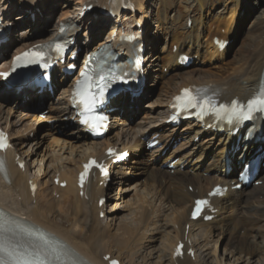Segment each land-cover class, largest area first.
Returning <instances> with one entry per match:
<instances>
[{
    "label": "bare ground",
    "instance_id": "1",
    "mask_svg": "<svg viewBox=\"0 0 264 264\" xmlns=\"http://www.w3.org/2000/svg\"><path fill=\"white\" fill-rule=\"evenodd\" d=\"M4 1L6 6L4 9H1L0 7V11L3 12L2 16L7 22L13 23V20H15L13 18V14L16 12L15 10L22 8V6L27 8L24 11H20L18 16L20 20L24 22L28 20L29 22L26 21L25 23L28 24L29 27L37 28L35 25H44V22H47L48 20V17H43V14L48 13V11L40 10L38 12L35 7V3H37L35 0V3L33 0ZM129 1L134 4L135 10L122 12L120 15L121 19H116V23L114 22L115 25L112 26V28L110 27L111 34L109 33V40L106 42L115 45L114 52L116 51L119 54H121V52L118 51L123 48L116 45L119 43V36H117V33L123 30L133 32L134 29L137 28V23L143 24L142 21H144V24L147 26L148 22L143 0ZM232 1L238 6V8L240 7L239 9L243 6H252L249 10L262 13L257 17V23L253 26V30L251 31V34L254 33L256 35H253L248 40L250 48L247 45V47L244 48H249L247 49V52L240 54L239 57L235 58L226 68L218 67L217 70L221 73L220 75L199 70L188 73L189 75H182L180 71H182L183 68L178 65V62L181 55L188 54L190 56L195 54V57L197 56L198 59L203 57L204 59L221 62L228 58L232 50V45L223 52H219L220 47L215 46L213 39L215 37L225 41L235 39V32L232 30L235 19H232V16L229 18L216 17L215 19H212L213 21L210 25L211 27L214 26V29L211 28L207 31L206 19L208 18L205 16V12H207L205 11L206 7L211 5L212 2L223 3L224 0H193L190 7H195L197 13H195L194 18L192 19L191 28L184 27L181 32H172L169 37L171 42L170 48L166 49V51L156 50V46H154L151 36L147 34L143 29V26L137 31H134L135 33H142L143 38L141 43L146 44V60L148 61L146 68L147 80L148 77L150 79H157L158 77L163 78V75L161 74L155 76L162 67H167L169 71L174 72V75L170 76L171 78L168 79V84L171 87H168L170 93L167 94V96L170 95L169 99H171V96L176 94L181 87H187L192 84H205L209 86L221 101H230L235 97L245 100L258 90L262 78L264 77V10L262 11L264 7L259 8V6H263L264 1L260 0L257 6L255 5L256 3H248L249 0ZM17 2H20L19 8H16L17 6H15ZM76 2V6H81L83 11H81V13L79 12L78 15L74 17L67 18L69 15L66 18L63 17L64 19L59 20V24L64 23L66 25H74L77 29H81V27L84 26L83 21L87 20L88 24H92V27L87 28V32L84 35L86 41L83 45L91 47L92 41L95 40V35L99 34L101 29L105 26L109 25L108 19L104 17V14L101 11H103L105 7L110 10L112 8V0H77ZM131 13L134 14L133 17H135V20L131 23L134 25H130V28H128L127 25L129 24L126 25L124 22L129 23L133 20L129 17ZM193 13L194 12L192 11V14ZM97 18L103 22L101 24L94 22ZM178 18H184L181 10L179 11ZM163 20V16L159 17L161 23ZM186 21L187 24L189 19ZM59 24L56 26V31L50 36L18 45L15 48V54L34 46L35 44L48 41L58 33L60 29ZM118 24H120V26ZM93 27L95 29L94 31ZM222 28H225L224 34H221ZM22 36L23 35H20V37ZM24 36L26 37V34ZM9 38V42L0 47V62H2L4 67V70L1 69L2 71H6L12 61L6 60V57H9L8 48L12 43L17 42H14L11 35ZM80 38L81 37L79 36L76 37L78 45ZM96 44L100 43L96 42ZM203 44H206V52L208 53L205 57L203 55ZM174 46L177 48L176 52L172 51ZM130 48L131 47L128 45L127 52L130 51ZM149 50L151 51V56H148ZM122 60L123 58H120V61ZM197 76L199 79H196ZM223 76H226L225 80ZM178 78L181 80L179 79V81H177L178 83H176L175 81ZM63 80L58 82L56 80V92L58 91L57 96L59 97L60 95L61 97L51 99L52 103L48 108L49 111L47 113L52 115L50 118H62L63 116L69 119L74 118V113L70 108L69 103L70 91L67 89L70 85H65ZM154 85L155 82L151 83L150 86L148 84L149 87H153ZM12 93L13 91L9 90L7 86H0V105L14 104L27 111V109H30V105L34 99H40L38 90H33V88L29 86H24V91H22L19 100L18 98L13 97ZM145 93L146 90H144L143 95L139 99L132 97L129 93H125L118 98V101L113 102L111 107H115L117 110L114 114L113 125L111 128L115 127L117 121L121 119L122 114L125 113L126 110L133 111L135 106L141 103ZM43 96L51 97L48 92H46V94L44 93ZM132 102L134 104H132ZM169 107L170 105L167 104V115H169ZM131 108L132 110H130ZM0 119L2 120L0 121V127H4L8 130L14 146V151L8 154V159L10 161V183L0 177V207L22 217L11 225L8 230L0 227V236H8V238L16 239L9 242V246H13L16 249L22 247V251L33 253L39 251L50 259L61 256V258H65L69 264H108L103 260L107 255L119 259L122 264H143L146 260V254L143 255V253L151 248V245L157 240L156 236L161 233L157 226L158 223L155 220L161 208H156V206L147 199V196L149 195H153L152 198L154 197L155 200L159 199L161 206L167 204H174L175 206V212L169 222L173 226L178 227L176 231H172V237H166V246L164 248L169 251V257L166 260L167 264H200L201 255H199V252L203 251V249L209 245V240L212 237L213 232L217 229V226H215L217 223H223L224 226L231 228V231L234 234V241L232 244L234 246L236 244L241 247L243 251H246L247 247L250 246L248 237L254 235L259 224L264 220V158L261 161L260 175L255 181H261V185L252 186L249 189H243L241 191L231 190L232 181L236 180L235 177L237 170L242 166L243 160L247 161L248 159L257 156V154L249 153V149L253 148L258 150L261 148L262 152H264V141L256 142L253 140L251 143H246V141L243 140L241 143L237 144L235 139H232L229 136V133L236 127L228 128L226 133L220 134L215 131L205 132V130L202 129L204 126L188 122L183 125L184 129L182 130H172L169 133H166L165 131L160 132L161 129L158 128L152 136L148 133L131 144L122 145L121 152L130 151L132 156L139 158L142 155L144 146H146V142H148L151 137H157V139L162 142V148L153 151L151 159L155 163H160V166H155L156 168L153 170V179L151 183L146 185V187H143L146 194L143 196L141 195L136 199V206L132 212L134 215L131 219L132 222L128 223L129 221H127V219H120L114 233H111V230H114L115 228L114 219H116L118 215L115 213L117 209L112 208L108 202H106L105 206L100 209L98 208V202L100 198L106 195L107 189L105 188L110 186V183L113 181V176H124L122 168L115 167L116 170H114V174L111 177L112 180L110 179L107 186L104 184L100 187V182L104 181L101 179L91 182L86 188V196L89 197L88 200L86 199V196L84 198L79 196L80 191L77 188L76 176L78 165L89 155L102 156L105 147L118 145V143H115L114 138H112L111 141H108V138L104 139L97 144L89 140L83 133L81 127L73 122L68 135H70V138L73 137L82 141L79 148L83 153L71 161V168H68L67 166L64 168L62 167V169L54 168L53 174L51 175V183L49 184V187H46L47 183L42 185L41 181L38 180V177L30 178V175L27 172L30 164L27 165L25 173L17 167L15 157H19L20 162H25L24 156H26V152L19 151V149L22 150L24 147V141L22 139L20 141L14 140V138H19V134H15L11 125H8V119H3L1 117ZM211 123L212 122H208L205 127ZM255 133L256 132H253L252 134L255 135ZM14 134L16 137H14ZM178 139H180V141L188 140V144L172 151L171 149L173 145L171 144L173 143H171V141H177ZM187 145H190V151L188 154L183 155L181 150ZM82 146L84 149L81 148ZM237 147L242 150L243 155L242 158L239 159L234 155V151ZM226 155L230 161L229 165H231L233 169L230 173L227 172L228 163L225 158ZM175 158H177L178 161L174 164V173L171 174V169L168 167L165 168V166L169 165L175 160ZM132 164H139V161L134 160ZM128 168L131 169L132 166H128ZM186 168L189 171H186ZM40 171L41 170H39V172ZM47 173L48 172L44 173V179L50 175ZM56 173L61 175V180H66L67 187L65 189H61L54 185L53 179ZM29 180L38 186V191L35 196H33V193L30 191L28 185ZM216 184H223L230 189L226 197L213 200V204L217 209L215 219L210 223L203 222L202 220L196 223L190 222L188 220L189 209L194 199L204 197L206 192ZM172 185H175V187L171 191L168 187L170 188ZM190 187L193 188L192 192L189 191ZM52 192L59 193L60 199H52L50 197ZM19 196L22 197V203H17L16 207H12L13 205L2 204V202L8 198H17ZM33 199H35L36 205L30 207L34 201ZM94 200L96 203H94ZM108 207L110 209H108ZM154 208H156V211H154ZM101 211L105 214L103 220L99 218ZM110 214L115 215L110 217ZM67 224L69 225L68 228L66 227ZM187 225L190 227L188 234ZM197 231L199 237L205 244L202 243L203 245H197V242L193 241L195 232ZM241 231L245 232L244 236H241ZM173 233L175 236H173ZM185 237H187L192 243V247L195 250V259L193 260L191 257L185 255L183 259L174 260L173 250L178 241L185 239ZM257 237H259V234ZM223 251H226L224 253L225 256L231 255V253H227L225 248ZM248 251L255 252L257 250L249 249ZM140 257H142V262L137 263L136 260ZM157 260V264L165 263L163 262V257H158ZM234 261L237 263L236 260Z\"/></svg>",
    "mask_w": 264,
    "mask_h": 264
},
{
    "label": "rangeland",
    "instance_id": "2",
    "mask_svg": "<svg viewBox=\"0 0 264 264\" xmlns=\"http://www.w3.org/2000/svg\"><path fill=\"white\" fill-rule=\"evenodd\" d=\"M35 1H37V3H39L40 5L35 3ZM35 1L33 0L38 12L40 10L46 12L48 11V13L43 14V17H48V20L47 22H44L45 26L35 25V27L37 28H32L25 23L26 21L29 22L28 20L24 22L20 20L18 16L20 14V11L26 10L27 7L15 10L16 12L13 14V18L15 20H13L12 37L14 39V42H17L12 43V45L8 48L9 55L14 53L15 48L20 44L50 36L56 31V26L57 24H59L60 19H64L68 15L69 16L67 18L74 17L78 15L79 12L81 13V11H83L81 6H76L77 0ZM259 1L260 0H249L248 3H256L255 5L257 6ZM4 2V0L0 1L1 9H4L6 6ZM192 2L193 0H143L145 14L148 17V22L147 26L146 24H144V21H142L143 24H139L143 26L147 34L151 36V40L153 41L154 46H156L157 51H166V49L170 48L171 42L169 37L171 36L172 32H181L182 28L184 27H188L190 29L189 22H192L195 13H197L195 7H190V4ZM19 4L20 2L16 3V8H19ZM189 7L190 9L188 10ZM251 7L252 6H243L241 9H239L240 7L238 8V6L232 0H224L223 3L212 2L211 5L206 7L205 11L207 12H205V16H207L208 18L206 19L207 31L211 28L214 29V26L211 27L210 25L213 21L212 19H215L216 17L229 18L232 16V19H235V23L232 29L235 32V39L232 40L231 53L228 58L222 62L204 59L203 57L198 59V57H195V54H193V56L191 57H195L194 62L188 68L180 71L182 75H187L188 73H192L196 70L209 73L211 72V74L213 73L215 75H220L221 73L217 70L218 67L226 68L227 65L232 63L235 58H238L240 54H244L245 52H247V49L250 48L248 45L249 38L253 35H256L254 33L251 34V31L253 30V26L257 23V17L262 13H259V11L254 12L249 10L251 9ZM263 7L264 4L263 6H259V8ZM180 10L183 12V19L178 18ZM263 10L264 9H262V11ZM192 11L194 12L193 14ZM133 16V13H131V15L129 16L133 19L131 20V22H124V24L126 25L129 24L127 25L128 28H130V25H134L131 24L135 20V17ZM161 16L164 17L162 23L159 21V17ZM187 19H189V22L186 24ZM108 21L109 25L105 26L103 29H101L99 34L95 35L96 37L95 40L93 39L94 41L91 49H94L98 45L96 44V42L102 43L109 40V33L111 34L110 29L115 25L116 22L114 23L110 19ZM102 22L103 21H98L97 24H101ZM83 24H85V29L86 27H92L91 24H88L87 20L83 21ZM118 25L120 26V24ZM94 30L95 29L93 27V31ZM137 30L138 28L134 29V31ZM83 31L86 32L85 30ZM224 32L225 28H222L221 34H224ZM25 34L26 37L24 36ZM20 35L23 36L20 37ZM82 35L83 34H81V36L79 35L81 37L80 43H83L85 41V37H83ZM247 45L249 48L244 49L245 47H247ZM205 46L206 44H203L204 57L208 54L206 52ZM175 49L176 46L172 48V51H176ZM150 54L151 51L149 50L148 56H151ZM160 74L163 75V78L158 77L157 79H149V86L154 82L155 85L153 87H147L146 93L143 96L141 103L137 105V107L133 111H126L122 114V117L119 120L118 124L106 137V139L108 138V141H111L112 138H114L115 142L119 143V148H122V145L131 144L147 133H150L151 131L155 132L158 128L161 129L160 132L165 131L166 133H169L170 131H172V129L167 127L164 122L167 118L166 106L170 98V95L167 96V94L170 93L169 88H171L168 84V79L171 78L170 76L174 75V72L169 71L167 67H162L155 76ZM75 77L69 82H72ZM223 78L225 80L226 76H223ZM179 79L180 78L176 79L175 82L178 83L177 81H179ZM196 79H199L198 76L196 77ZM13 97L18 98V100L20 99L19 95ZM60 97V95L59 97L57 96V98ZM37 100L38 99L33 100L30 105V109H27V111L19 107L18 105L2 104L0 105V117L3 119H8V125H11L15 134H19V138H14V140L20 141L22 139L24 141V147L22 148V150L19 149V151L26 152V156H24V159L28 165L30 164L28 168V174L33 178L38 177V180L41 181L42 185H45V183H47L48 186L46 185V187H49V184L51 183V175L53 174L54 168L62 169V167L64 168L66 166L68 168H71V161L75 157H79L83 153L79 148V145L82 141L73 137L70 138V135H68V132L73 125V121L71 119L64 116L62 118H50L52 115L47 114L49 111L48 108L52 103L50 98L40 96V99L38 101ZM39 108L43 113L38 110ZM38 113H41V116H38ZM0 121L2 120L0 119ZM182 129H184V126L181 128V130ZM15 134L14 137H16ZM102 141L100 140L96 143L98 144ZM185 144H188V140L180 141V139H178L172 144L173 146L171 150L174 151ZM81 148L84 149L83 146ZM189 151L190 145H187L184 149L181 150L183 155L188 154ZM152 152L153 150L147 151L143 149L142 155L139 158H136L131 154L129 162H126L125 165L122 166L119 165V167L122 168V173H124V176H113V181L107 188L106 193L107 202L109 203V205H111L112 208L117 209L115 213L116 215L118 214L117 218L114 219L115 228L113 226L114 230H111V233H114L120 219H127V221H129L128 223L132 222L131 219L134 217L132 212L136 206V199H138V197H140L141 195L143 196L146 194V191L143 190V187H146V185L151 183L153 179V170L156 168L155 166H160V163H155L151 159ZM175 159L178 160L177 158ZM134 160L139 161V164H132ZM128 166H132V168L129 169L130 167L128 168ZM39 170L41 171L39 172ZM185 170L187 171L188 169L186 168ZM45 172H48L47 174L50 175L44 179ZM171 174H173V171L171 172ZM174 187L175 185H172L170 188L168 187V189L172 191ZM152 196L153 195L147 196V199L150 200V202H152L156 206V208H161L155 219L158 223L157 226L161 233L156 236L157 240L151 245V248L143 253V255L146 254V260L143 264H157L158 257H163V262H165L164 264H167L166 260L169 257V251L165 250L164 248L166 246V237L171 236L172 231H176L178 227L173 226L169 222L175 212V206L174 204L161 206L160 200H155L154 197L152 198ZM50 197L52 199H60V194L51 193ZM5 203L9 204L10 206L13 205L12 207H16L17 203H22V197L19 196L17 198H8L5 200ZM35 205L36 202L34 201L30 205V207H33ZM156 208H154V211H156ZM108 209L110 208L108 207ZM114 215L115 214H110L109 216L113 217ZM215 226H217V229L213 232L211 237L212 239L210 238L209 240V245L204 248L203 251L199 252V255H201L200 264H264V220L261 221L254 235L248 237L250 246L247 247L246 251H243L241 247L237 246L236 244L235 246L232 244V242L234 241V234L231 231V228L224 226L223 223H217V225ZM66 227L68 228L69 225L67 224ZM240 234L241 236H244L245 232L241 231ZM258 234L259 237H257ZM173 236H175V234ZM193 241L197 242V245L205 244L204 241L199 237L198 231L195 232ZM214 242H216L217 244ZM224 248L225 250H227V253H231V255L225 256L224 253L226 251H223ZM249 249L257 251L249 252ZM234 260H236L237 263ZM136 261L137 263H141L142 257L138 258Z\"/></svg>",
    "mask_w": 264,
    "mask_h": 264
},
{
    "label": "snow or ice",
    "instance_id": "3",
    "mask_svg": "<svg viewBox=\"0 0 264 264\" xmlns=\"http://www.w3.org/2000/svg\"><path fill=\"white\" fill-rule=\"evenodd\" d=\"M16 59L20 60L21 57H17ZM103 91L104 89H101L98 95L97 94L91 95L87 103L95 104L100 102L98 96H102ZM185 94L187 95V90ZM193 101L194 98L189 96V102L192 103ZM193 106H196L195 103H193ZM233 111L239 113L240 115H243L245 119L250 118L251 114L254 111H264V98L257 97L255 99L250 100L247 104L246 113L244 108L239 105H234ZM6 147H7L6 138L0 135V148H6ZM205 203L206 201L197 202V212L201 210V206L204 205ZM0 264H45V261L43 259L42 254L39 251L33 253V252L21 251L19 249L12 248L3 239V237L0 236Z\"/></svg>",
    "mask_w": 264,
    "mask_h": 264
}]
</instances>
